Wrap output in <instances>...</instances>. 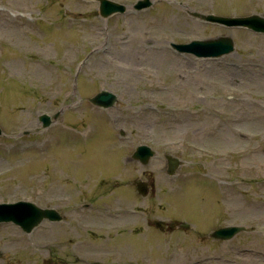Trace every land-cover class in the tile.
I'll return each instance as SVG.
<instances>
[{
  "label": "rangeland",
  "instance_id": "rangeland-1",
  "mask_svg": "<svg viewBox=\"0 0 264 264\" xmlns=\"http://www.w3.org/2000/svg\"><path fill=\"white\" fill-rule=\"evenodd\" d=\"M115 1L128 11L103 18L96 1L0 0V202L64 216L1 223L0 264H206L216 254L207 264H264V34L191 15H264V0H152L141 11ZM218 36L235 51L171 46ZM101 90L117 95L108 109L89 100ZM43 113L56 125L44 128ZM44 138L49 151L33 153L28 140ZM140 144L157 151L148 165L130 159ZM165 153L182 161L175 177ZM203 172L226 186L210 188ZM138 176L152 184L147 196ZM89 202L105 212L89 216ZM174 217L197 231L150 227ZM222 223L241 226L220 245L196 233Z\"/></svg>",
  "mask_w": 264,
  "mask_h": 264
},
{
  "label": "water",
  "instance_id": "water-1",
  "mask_svg": "<svg viewBox=\"0 0 264 264\" xmlns=\"http://www.w3.org/2000/svg\"><path fill=\"white\" fill-rule=\"evenodd\" d=\"M106 6H108V5H105L103 7L102 13L104 12ZM116 6L117 5L111 4L109 6V9L112 10ZM119 9H124V6H120L118 8V10ZM246 20H247L246 18H241V19H232L231 21L233 24H241L243 22L246 23L247 22ZM205 47L216 49L220 53H227L233 49L232 42L229 38H221V39L216 40V41L208 42L205 44ZM105 97L113 98V96L108 94V93H102V94L97 96L96 100L106 103V101H104V99H103ZM34 211H35V213H34ZM51 213L52 212L43 211L41 209H38L33 204H21L19 206L8 207V209L6 211L7 215H6V217H4V219H7V220L11 219V220L15 221L16 223L23 225V226H24V222L30 221V222H32L31 228H33L34 226L38 225L45 217H49V216L52 217ZM31 217H33L34 220H32ZM20 219H21V221H20ZM155 223L161 227H166L167 225H169L170 227L173 228V227L177 226L176 222L167 223L164 221H155ZM183 225H185V224H183ZM214 234L216 236H219L220 234H222V231L221 230L217 231Z\"/></svg>",
  "mask_w": 264,
  "mask_h": 264
},
{
  "label": "bare ground",
  "instance_id": "bare-ground-1",
  "mask_svg": "<svg viewBox=\"0 0 264 264\" xmlns=\"http://www.w3.org/2000/svg\"><path fill=\"white\" fill-rule=\"evenodd\" d=\"M204 63H205V62H202V64H204ZM218 63H219V62H217V64H218ZM41 67L44 68L43 66H41ZM44 69H45V68H44ZM48 69H50V68H48ZM230 69H231V68H230ZM38 71H39V69H38ZM257 202H258V201H255L254 203L251 202L250 204H251L252 206H261V204H260L261 202H258V203H257Z\"/></svg>",
  "mask_w": 264,
  "mask_h": 264
}]
</instances>
